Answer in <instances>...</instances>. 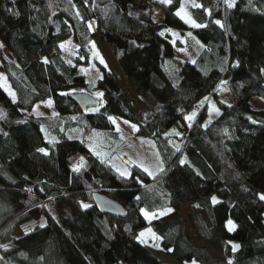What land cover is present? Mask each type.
Segmentation results:
<instances>
[{"label":"trees","instance_id":"obj_1","mask_svg":"<svg viewBox=\"0 0 264 264\" xmlns=\"http://www.w3.org/2000/svg\"><path fill=\"white\" fill-rule=\"evenodd\" d=\"M182 1L164 5L157 22V0H0V63L15 93L0 87V264H166L138 239L149 225L161 235V252L178 263L264 264V109L252 106V98L264 99V0H235L232 9L226 0H196L202 7L191 6V16L206 25L199 28L176 15ZM171 30H192L203 49L177 79L166 69L178 51ZM98 33L144 106L139 114L110 70L94 84L78 74L90 66ZM68 39L77 44L74 66L62 56ZM225 79L233 102H219L221 114L208 126V105L188 124ZM97 92L103 95L94 111L82 112L69 98ZM49 99L56 116H31ZM110 117L155 142L163 170L154 178L138 166L122 175L72 138L80 129L116 138ZM177 124L184 125L174 135L181 150L167 134ZM96 193L126 217L102 215ZM189 207L198 211L187 233L178 212ZM167 209L168 217L144 216ZM41 215L48 223L37 228ZM201 241L223 260L195 245Z\"/></svg>","mask_w":264,"mask_h":264},{"label":"rangeland","instance_id":"obj_2","mask_svg":"<svg viewBox=\"0 0 264 264\" xmlns=\"http://www.w3.org/2000/svg\"><path fill=\"white\" fill-rule=\"evenodd\" d=\"M195 3L194 0H183L181 8L182 15L194 20L191 16V6ZM235 0H227L226 5L229 9H232L234 6ZM229 4H232V7H229ZM164 5H168L167 3H162L161 0H157L156 2V13L154 14V19L158 22H162L164 19ZM181 18L180 16H178ZM184 20V19H183ZM185 21V20H184ZM186 23V22H185ZM190 28L193 27L190 23H186ZM172 40L175 42L178 51L175 53V56L167 61L166 69L170 72L171 76L177 79V71L181 68L182 64L186 61H192L194 58H197V54L201 49L197 44V39L193 35V31L182 33L178 30H171ZM191 33V35H189ZM65 45L63 47V58L66 61L68 66H74L76 62L77 55V44L73 39H68L62 43ZM61 44V45H62ZM6 55L10 58V54L8 49L3 47ZM182 48V49H181ZM89 53L91 54L90 58V66L79 69L78 74L85 76L86 80L92 84L96 83L97 80L103 78V68L110 70L117 78L118 84L121 85L124 95L128 98L129 103L133 107L134 111L139 114L144 106L140 104L137 95L134 92V89L128 81L125 80L124 74H122V69L118 61H116L113 53L107 43H104L101 39V34L98 33L95 37L94 42L90 48ZM103 60V63L101 62ZM70 61V63H69ZM0 77L2 79H6V74L4 70L1 68L0 63ZM0 79V86L9 94L11 98L12 95L10 93H14V90L11 89V85L9 82V86L5 84V82ZM9 81V80H8ZM100 93V92H97ZM97 93H93V97L101 98ZM15 94V93H14ZM87 94V93H86ZM53 101V100H52ZM207 102V103H206ZM219 102H223L224 104H231V91H229L228 80H223L217 89V96L214 98H210L202 102V104H207L206 117L204 119L205 126L210 125L211 122L215 121L216 118L221 114V108ZM213 105L219 111L213 109ZM252 106L256 109H264V99L262 98H252ZM89 111H94L95 108L88 109ZM31 116L45 118V117H54L57 114V111L54 109V103L51 102L48 104H44V106H35L32 110ZM193 113L196 115L189 120L188 117L192 116ZM191 113L187 117L188 124L192 125L196 118L200 115V110L198 107L195 108V111ZM115 132L118 134L116 138H113L111 135L109 136L106 132L102 131H91L87 132L86 130L80 129L78 132H71V136L74 139H80L86 141L88 146L95 151L99 156L101 155L104 159L110 162L117 171L121 174L129 176L131 174V168L133 166H138L140 169L144 170L148 169L152 175H149L151 178H154L157 173L163 170L162 158H160V154L158 149L156 148V144L154 141L148 138H136L134 137L138 127L136 125L122 119L115 118V123L112 124ZM135 126V127H133ZM119 129V130H118ZM184 125L177 124L173 129L169 130L167 133L169 136L173 137L170 144L174 147H177L181 150L182 141L176 138L174 135L181 136L183 133ZM218 201V199H216ZM72 204V203H71ZM70 207V205H68ZM73 208V204L71 205ZM75 208V207H74ZM198 210H195L191 207L187 209L180 210L178 213L185 221V232L189 233L192 225L189 221V215ZM147 213L148 221L161 219L164 217H168L173 212L172 211H157L156 213ZM204 218L207 220V216L204 212H202ZM40 217V216H39ZM48 223L47 217L42 216L37 224V228L40 226H44ZM228 230H230V226H227ZM149 230H151L149 232ZM233 232V230H230ZM145 233L143 237L140 236V233ZM138 239L142 245H144L147 249L151 251L153 255L163 263L166 264H197L195 261L178 263L171 256L164 255L161 252V235L156 233L155 230L149 225L146 228H143L138 231ZM23 235V232L20 229H17L15 232V237L19 238ZM154 237H160L159 240L154 239ZM144 241L143 243L141 241ZM155 245H159L158 247ZM197 247H204L210 252V255L215 260H223V253L216 250L210 244L205 242H195Z\"/></svg>","mask_w":264,"mask_h":264},{"label":"water","instance_id":"obj_3","mask_svg":"<svg viewBox=\"0 0 264 264\" xmlns=\"http://www.w3.org/2000/svg\"><path fill=\"white\" fill-rule=\"evenodd\" d=\"M69 98H71V100L79 107V109H81L82 112H86L90 108H97L99 105V100L89 93H72L69 95ZM94 201L102 215L105 214L121 219L125 218L127 215L125 209L104 194L96 193L94 195Z\"/></svg>","mask_w":264,"mask_h":264},{"label":"snow or ice","instance_id":"obj_4","mask_svg":"<svg viewBox=\"0 0 264 264\" xmlns=\"http://www.w3.org/2000/svg\"><path fill=\"white\" fill-rule=\"evenodd\" d=\"M161 2L162 3H167V4H170L171 3V0H161ZM226 2H227V0H226ZM193 6L194 7H202V5H199V4H193ZM233 5L232 4H229V7H232ZM209 14H211L210 13V10H209ZM176 15L177 16H180L181 17V19H184L185 20V22L186 23H190L193 27H197V28H199V27H205L206 25H202V24H198V23H196L194 20H191L190 18H188V17H186V16H184V15H182V13H181V11H178L177 13H176ZM215 23H217V24H220L221 22L219 21V20H217V21H215ZM222 26V25H221ZM161 35H163V33H161ZM189 35H191V33H189ZM61 47L63 48V47H65V45H61ZM101 62L103 63V60H101ZM69 63H70V61H69ZM0 79H2V77H0ZM10 95H12V97H13V99H15V94L14 93H10ZM97 95L98 96H102L103 94L102 93H97ZM207 99V98H206ZM213 109H215L216 111H219L218 109H216L215 108V105H213ZM196 115V113H193L192 114V116H189L188 117V119L189 120H191L194 116ZM109 119H111L112 120V122L113 123H115V119L114 118H109ZM133 127H135V126H133ZM119 130V129H118ZM38 151H40V152H44L45 150L44 149H39ZM46 154V153H45ZM184 161H181V163H183ZM146 172H148V169L147 168H145L144 169ZM123 174H125V173H122V175ZM149 175H152V173L151 172H149ZM260 199L261 200H264V195H261L260 196ZM212 200H213V203H218L219 201H217L216 200V198L215 197H213L212 198ZM83 207H85V208H87V207H89V205H83ZM167 211H172V209H167ZM145 215L147 216V213H145ZM228 224H229V226H230V230H234V228H235V225L233 224V222L231 221V220H229L228 221ZM151 230H149V232H150ZM145 235V233H140V236L141 237H143ZM154 239H156V240H159L160 239V237H154ZM142 243L144 242L143 240L141 241ZM155 246H159V245H155ZM239 247V245H233V250H235L236 248H238Z\"/></svg>","mask_w":264,"mask_h":264},{"label":"crops","instance_id":"obj_5","mask_svg":"<svg viewBox=\"0 0 264 264\" xmlns=\"http://www.w3.org/2000/svg\"><path fill=\"white\" fill-rule=\"evenodd\" d=\"M194 2L195 3H193V4H197V2H196V0H194ZM193 4H192V6H193ZM197 42V44H198V46L200 47L199 49H201L200 50V52L203 50L202 49V45H201V43L197 40L196 41ZM182 49V48H181ZM196 61V57L194 58V60H192V61H186V62H189V63H194ZM123 74V73H122ZM124 76V78H125V80L126 81H128V79L126 78V76L125 75H123ZM2 81L3 82H5V84L6 85H8L9 86V81L8 80H6V79H2ZM0 87H2V86H0ZM211 98V97H210ZM210 98H208V99H210ZM213 98V97H212ZM208 99H206V100H208ZM47 102H48V104L49 103H51V102H53L51 99H49V100H46V101H44V102H40V103H37L35 106H44V104H47ZM207 103V102H206ZM199 104L197 107L199 108V110H200V112L202 111V110H204L205 109V106L207 105V104ZM35 106H34V108H35ZM115 119V118H114ZM112 124H114L113 122H112ZM227 226H229V224L227 223ZM228 228V227H227Z\"/></svg>","mask_w":264,"mask_h":264}]
</instances>
